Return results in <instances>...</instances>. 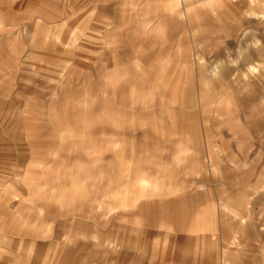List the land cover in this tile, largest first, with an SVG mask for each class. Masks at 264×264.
<instances>
[{"label": "rangeland", "instance_id": "rangeland-1", "mask_svg": "<svg viewBox=\"0 0 264 264\" xmlns=\"http://www.w3.org/2000/svg\"><path fill=\"white\" fill-rule=\"evenodd\" d=\"M12 3L0 264H264V0Z\"/></svg>", "mask_w": 264, "mask_h": 264}, {"label": "crops", "instance_id": "crops-1", "mask_svg": "<svg viewBox=\"0 0 264 264\" xmlns=\"http://www.w3.org/2000/svg\"><path fill=\"white\" fill-rule=\"evenodd\" d=\"M32 0H11V2H17L16 5L14 3H12V8H11V15H14L12 17H16L14 19H12L11 23L9 24L8 26V30L11 31V32H14V33H18L20 27H22V32L23 31H26L27 33H33L35 35L34 32H36V26H35V22H34V18H35V11H34V5H31L30 2ZM35 1V0H33ZM21 2V3H19ZM16 15V16H15ZM19 21H21V24H24V25H20ZM37 26H39L37 24ZM2 43H5V47L7 48H10V49H16L17 46L14 44L13 41H10V44H6L8 43L7 41L4 42L2 41ZM29 43V41H28ZM43 55H47V53L49 51H46V48H43ZM13 54V53H12ZM16 55V54H14ZM1 87V85H0ZM6 90L8 91H12L14 90V93H11V95H16L19 91V85L18 83H15L14 85L11 84V86H8L6 88ZM2 93L0 92V97H1Z\"/></svg>", "mask_w": 264, "mask_h": 264}, {"label": "bare ground", "instance_id": "bare-ground-1", "mask_svg": "<svg viewBox=\"0 0 264 264\" xmlns=\"http://www.w3.org/2000/svg\"><path fill=\"white\" fill-rule=\"evenodd\" d=\"M254 71H257V66H253L252 68H250L249 73H252ZM185 84V83H184ZM178 85V84H177ZM61 195V194H60ZM72 198V197H71ZM41 209V208H40ZM43 209V208H42ZM194 224V223H193ZM197 226H193L192 227H198ZM92 236L94 237V239H97V237L95 235L92 234ZM229 238V237H227ZM229 242L227 244V249H231L234 251V253L236 254H242L243 253V246L241 243L238 242V238L236 235H234L232 238H229ZM114 240H108V241H104L105 245H107L108 247H111L110 249L114 250L118 247H116L117 245H113ZM138 250L141 252L145 251V247L144 246H139Z\"/></svg>", "mask_w": 264, "mask_h": 264}]
</instances>
